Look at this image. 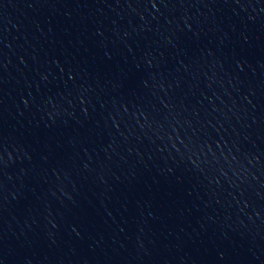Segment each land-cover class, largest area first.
<instances>
[{
	"label": "water",
	"instance_id": "95a60500",
	"mask_svg": "<svg viewBox=\"0 0 264 264\" xmlns=\"http://www.w3.org/2000/svg\"><path fill=\"white\" fill-rule=\"evenodd\" d=\"M0 264H264V0H0Z\"/></svg>",
	"mask_w": 264,
	"mask_h": 264
}]
</instances>
